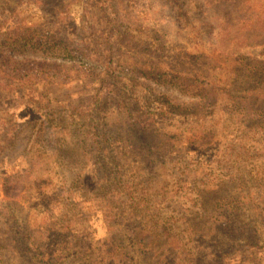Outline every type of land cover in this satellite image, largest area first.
<instances>
[{"label": "rangeland", "instance_id": "rangeland-1", "mask_svg": "<svg viewBox=\"0 0 264 264\" xmlns=\"http://www.w3.org/2000/svg\"><path fill=\"white\" fill-rule=\"evenodd\" d=\"M70 1L54 0L48 12ZM205 1L212 37L196 34L197 16L174 20L177 0H115L141 37L163 39L174 59L184 50L181 69L218 91L215 101L192 106L195 116L158 117L150 149L130 146L115 102L108 124L116 152L89 140V156L63 157L29 130L9 129L11 112L29 120L39 109L0 89V264H264V109L250 107L264 108V0ZM28 6L21 9L29 23L45 20ZM72 6L77 24L87 25L81 0ZM237 54L254 73L230 58ZM88 93L80 79L51 87L56 106Z\"/></svg>", "mask_w": 264, "mask_h": 264}, {"label": "trees", "instance_id": "trees-1", "mask_svg": "<svg viewBox=\"0 0 264 264\" xmlns=\"http://www.w3.org/2000/svg\"><path fill=\"white\" fill-rule=\"evenodd\" d=\"M77 1L71 0L56 13L48 12L54 0L0 2V89L28 109L38 108L40 116L18 120L11 112L8 115L12 118L7 119L10 126L14 125L9 128L11 131L20 134L27 129L33 140L56 148L63 157L89 156V140L101 152L115 153L112 142L116 139L108 123L117 102L118 112L131 128L130 146L139 144L150 149L147 135L158 117L195 116L192 106L206 98L214 101L219 98L217 88L207 83L200 73L190 76L181 69L184 63L178 58L181 55L187 59L184 50L174 59L166 41L156 37L159 43H151L141 37L139 26L130 24L115 0H81V17L86 22L92 18L85 26L77 24V17L72 13L71 5ZM26 2L28 8L43 14L45 20L29 23L21 9ZM173 5L175 21L183 24L185 19L197 16L203 26L200 25V33L196 34L212 37L214 20L207 14L210 2L177 0ZM232 9L229 5L224 11ZM90 10L97 15L90 17ZM237 55L235 59L228 57L246 69L249 66L254 73L257 67L248 57ZM248 72L250 75L251 71ZM57 79H80L89 93L68 101V105L56 106L51 99V87ZM260 82L261 77L256 80ZM173 90L180 95L185 93L187 98L172 93ZM233 104L238 107L242 103L234 101ZM250 107L264 109L258 103ZM63 131L70 132L74 139L66 143L62 134L59 135ZM43 139L46 141H39ZM253 260L261 261V258Z\"/></svg>", "mask_w": 264, "mask_h": 264}]
</instances>
